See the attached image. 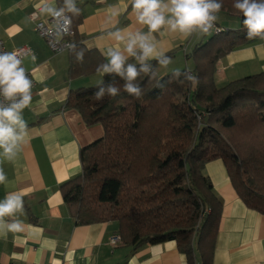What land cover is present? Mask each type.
Here are the masks:
<instances>
[{"label":"trees","instance_id":"obj_1","mask_svg":"<svg viewBox=\"0 0 264 264\" xmlns=\"http://www.w3.org/2000/svg\"><path fill=\"white\" fill-rule=\"evenodd\" d=\"M55 1L63 7V0ZM222 3L220 12L240 18L242 27L229 30L215 21L219 31L210 29L212 35L184 55L191 70L160 74L161 64L147 61L152 71L137 77L138 98L114 73L102 80L120 90L115 97L106 93L97 100L98 84L69 91L64 107L77 111L86 126L103 128L101 138L79 151L81 173L60 187L77 225L116 222L122 245L173 241L186 264H213L222 205L203 169L214 160L223 162L244 205L264 216V73L221 87L215 82L219 60L264 37L247 39L233 0ZM68 15L74 29L68 78L100 73L97 67L107 60L83 45L77 33L82 15ZM165 55L172 59L174 52Z\"/></svg>","mask_w":264,"mask_h":264},{"label":"crops","instance_id":"obj_2","mask_svg":"<svg viewBox=\"0 0 264 264\" xmlns=\"http://www.w3.org/2000/svg\"><path fill=\"white\" fill-rule=\"evenodd\" d=\"M45 2L58 7L55 0H0V41L8 52L21 47L30 51L22 61L35 81L31 103L23 111L27 136L11 160L0 156V168L7 175L5 184H0V199L7 192L24 196L23 210L4 217L8 222L18 218L24 227L23 231L0 235V264L11 260L19 264H186L173 241L137 249L112 246L110 238L118 235L116 222L77 225L65 206L60 187L81 173L79 151L101 138L103 128L86 126L80 114L65 108L64 103L71 89L97 85L103 74L68 78L69 53L53 54L34 32L33 13L37 11L41 20L50 17L40 14ZM76 4L82 15L77 33L83 45L106 60L110 48L124 47L112 33L121 30L127 36L128 31H148L146 25L137 23L131 0H76ZM216 21L220 27L226 26V22ZM154 35L164 55L174 52L169 68L160 71L162 74L193 68L184 55L204 39V33L195 30L185 36L165 26ZM258 45H264V39L219 60L216 85L229 74L240 79L264 73V47ZM132 60L137 61L130 57L127 62ZM203 173L222 205L213 264H264V216L239 199L221 160L205 164Z\"/></svg>","mask_w":264,"mask_h":264},{"label":"clouds","instance_id":"obj_3","mask_svg":"<svg viewBox=\"0 0 264 264\" xmlns=\"http://www.w3.org/2000/svg\"><path fill=\"white\" fill-rule=\"evenodd\" d=\"M222 7V0H131V9L137 23L146 25L148 31H128L127 36L121 30L112 33L115 41L124 43L123 50L110 48L107 61L97 67V72L103 75L114 73L123 78L126 81L124 90L130 96L140 97L142 89L136 81L140 73L152 71V65L147 61L155 59L163 66L171 63V58L159 49V42L154 34L165 26L171 32H179L185 36L191 35L195 30L207 34L214 27L216 14ZM233 7L244 17L243 27L247 30V39L264 37V0H233ZM68 13L80 14L76 0H63V7L45 2L40 8V14L53 18L58 35L66 33L71 25L72 17ZM130 57L139 62V68L134 63H127ZM32 59L35 60V57ZM78 59H83V52L78 55ZM22 64V59L14 51L0 52V97L3 98L0 99V156L9 160L16 155L19 145L27 136L28 124L23 118V111L32 100V80L26 75ZM175 75L180 76L181 73L177 71ZM186 79L194 84L197 82L195 75H188ZM98 85L100 86L95 92L97 100H101L106 93L111 97L119 94L120 90L111 83L104 85L101 80ZM6 181L7 175L0 168V184H5ZM23 208L22 193L7 192L0 199V235L23 231L22 220H4V217H13Z\"/></svg>","mask_w":264,"mask_h":264},{"label":"built area","instance_id":"obj_4","mask_svg":"<svg viewBox=\"0 0 264 264\" xmlns=\"http://www.w3.org/2000/svg\"><path fill=\"white\" fill-rule=\"evenodd\" d=\"M31 19L34 21V32L35 34L43 39L46 44L48 45L50 51L53 54H60V53H65L69 52L72 44H71V38L74 35V29L72 26V23L66 33L57 34L56 31V23L53 20V18L50 16L47 19L41 20L38 18L37 11L31 15ZM62 23V21H60ZM215 23V22H213ZM215 32H218L219 29L216 28V25L214 24V27L212 28ZM21 59H23L26 55L30 54V51L25 48L21 47L18 49L13 50ZM11 51V52H13ZM0 52H8L5 49V46L2 41H0ZM23 66V64H22ZM24 67V66H23ZM26 75L29 76V78L32 80V88L31 90L35 87V81L31 77L30 73L26 71ZM0 99H3L0 97ZM7 101L5 102V106H7ZM110 245L112 246H117L120 244V237L118 235H114L110 238L109 240ZM8 264H19L15 260H11Z\"/></svg>","mask_w":264,"mask_h":264},{"label":"rangeland","instance_id":"obj_5","mask_svg":"<svg viewBox=\"0 0 264 264\" xmlns=\"http://www.w3.org/2000/svg\"><path fill=\"white\" fill-rule=\"evenodd\" d=\"M217 15V20H220L221 22H226L224 24H226L225 26V29H229V30H238L239 28L242 27V20L240 18H236V17H232L230 15H226L225 13L223 12H219L216 14ZM226 20V21H225ZM215 22V21H214ZM215 24V23H214ZM209 36L212 35V32L209 31V33H207ZM170 65H167V66H159V68L157 69V71H159L160 74H162L160 71L164 70V69H168ZM255 68H253L254 70ZM240 74H243V73H240ZM252 74V73H250ZM244 76V75H243ZM247 76V75H246ZM238 79V75H233V74H229L228 77L223 81V80H220V84H226L230 81H233V80H236ZM222 82V83H221ZM217 83H219V81H217ZM218 84V87H221L223 85H220Z\"/></svg>","mask_w":264,"mask_h":264}]
</instances>
